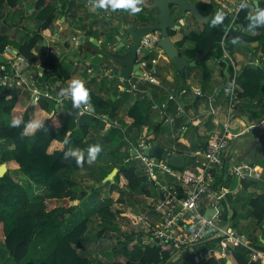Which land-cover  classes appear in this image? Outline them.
Returning <instances> with one entry per match:
<instances>
[{
    "label": "trees",
    "instance_id": "16d2710c",
    "mask_svg": "<svg viewBox=\"0 0 264 264\" xmlns=\"http://www.w3.org/2000/svg\"><path fill=\"white\" fill-rule=\"evenodd\" d=\"M65 1L32 0L33 17L39 21V28L31 31L26 30L18 37V42H14L11 40L13 33L9 34L5 30V26L10 24L16 13L19 15L22 13V0H0V64L5 63L2 50L6 44H9L12 51L16 55H20L26 63L34 64L38 59L34 48L37 46V42L42 39V30L50 22H53L55 9L58 7L60 12H65L68 11L71 4L77 2L70 0L65 3ZM189 1L195 3L200 14L205 15L212 10V15L205 21H197L192 15L198 25L196 27L184 26L181 35L173 41V45L178 49L179 54L192 60L194 65L200 69L201 79L205 78L208 73L206 61L209 58L216 59L221 67L224 66L225 61L227 62L226 58L222 56L219 42L221 38L224 39V46L229 52L234 46L241 50L248 47L251 52L257 53L259 60L264 61V17L261 16V13L264 12V0H256L255 4L252 0H247L241 3L236 10L233 6L229 11L215 0ZM87 2L96 3V0ZM150 3L151 1L146 0L141 7L146 8ZM69 9L71 20L75 16L78 18L81 16L76 15V9L72 7ZM86 10L84 9V11ZM7 17L9 18L7 19ZM178 18L180 16L176 17V23H178ZM83 31L86 35L90 34L89 28H85ZM174 33L175 29H168L170 36ZM254 42H256V46H248L249 43ZM43 61L50 66V73L45 74L43 78L56 77L62 78L64 81L69 79L63 67L60 66V62ZM262 66L259 63L252 65L245 63L237 71L235 83L237 84L236 95L239 102L241 99L254 98L260 93L262 81H264V67ZM226 67L228 72L229 64ZM4 68L10 69L9 64L5 63ZM5 86L8 85L0 86V162H4L6 167L5 172L0 174V242L11 260V264H118L113 260L106 262L100 257L92 260L95 254L91 255L88 244L91 237L97 238L102 232V229H98L93 235L89 233L92 230L91 212H94L93 214L103 225H111L116 213H123L121 209L111 208L107 203L99 205L94 210L91 206L86 210L83 209L82 217L74 221L62 234L56 235L55 243L46 259L22 261L27 246L37 231L46 228L51 230L59 228L64 213L71 212L76 207L78 200L85 194V186L80 184L81 173L84 170L92 173L94 144L91 143V140L82 141L86 125L81 124L80 115H85L89 121L101 119L98 129L95 131L97 133L99 129L103 128L105 119L102 114L106 113L107 117H112L115 107L112 103H115L117 99L110 100L88 88L90 100L87 103L89 108L85 110L86 114L77 108L73 110L71 116L65 111V115L70 117L74 113L79 115L76 121L78 134L75 135L72 133L70 125L61 118L59 111L52 110L55 100L42 97L38 101L32 102L29 97H25L24 91L13 89L9 93ZM7 93L8 95H6ZM170 98L174 100L173 97ZM196 101L197 97L192 104H195ZM175 116L181 118L179 112H176ZM16 117L22 118V123L19 127H10L11 121ZM34 119L39 121V126L34 131H30L25 125ZM141 121L142 115L135 103L132 102L120 116V123L112 124L113 126H110L103 136L110 139L114 136L113 129L120 128L121 125L126 134L129 129L134 134L131 136V141L134 142L131 147L136 146L139 140L145 142L155 140L157 125L151 128L146 127L142 133H138ZM69 137L72 138L74 146L79 150L78 153H74L66 146V140ZM125 141L124 155H121L123 146L120 143L113 142L115 145H110L108 148L107 152L111 158L110 166H115L116 170L111 179H105L103 182L109 186L110 192L112 187H116L120 191L128 189L152 195L153 200L152 203L150 202L148 210H153V203L159 193L143 170L141 161L137 157H130L131 147L127 145L130 142L128 137ZM78 159L81 160L79 164L77 163ZM256 163L261 165L264 171V164ZM184 166L197 167L191 163ZM9 169L19 170L23 173L27 177L25 185L20 184L16 178L11 176L7 172ZM35 172H41L42 175L34 176ZM96 174L100 175L93 174L92 179L99 182L104 173L96 171ZM231 177L232 175L226 170L224 171L222 166L213 175L211 187L214 191L220 187L230 189L236 182L240 186L239 193L227 192L223 198L219 199L220 216L224 220L229 217L230 225L243 232L255 245L262 246L264 244L251 231L255 228L264 229L262 226L264 223V185H261L260 191L255 195H242L241 191H244L248 185L255 184L256 180ZM174 182L173 177L169 183ZM33 184L37 185L40 191H34ZM91 185L92 183L88 186L91 188ZM91 189V193L96 195V187ZM238 206H246V217L251 219L249 223L238 224L233 220L239 214L236 208ZM130 234L125 235V241H121V251L125 256L123 264H180L187 256L185 250L173 247L167 242L146 241L148 232L142 229L132 232L133 238H130ZM212 239L216 240L217 237ZM206 241L207 239L200 240L195 247L203 246ZM226 259L229 260V264H262L251 260L247 255L246 248L241 245H228L224 256L210 255L196 264H227Z\"/></svg>",
    "mask_w": 264,
    "mask_h": 264
},
{
    "label": "crops",
    "instance_id": "0c3cea01",
    "mask_svg": "<svg viewBox=\"0 0 264 264\" xmlns=\"http://www.w3.org/2000/svg\"><path fill=\"white\" fill-rule=\"evenodd\" d=\"M215 1H222L225 4L229 5L231 8L236 5V3L239 2V0H215ZM87 2V1H86ZM72 5V4H71ZM71 5L69 7H71ZM69 7L68 11L62 12L58 19L61 22L58 24L59 27L47 25L45 30H42V38L46 35L47 39L52 43L47 44V48L51 47L52 51L48 53L46 50L47 48L43 49L41 55H38L37 62L44 65H49L47 62L43 60H47L50 63L53 62H60L63 60V54L68 51L66 47H62L64 42L68 40V44H70V35H76L78 33L84 34V32H78L75 31L77 27L71 26L70 24H67L66 17L69 13ZM85 7H88L87 11H92L93 13H96L98 11L95 10L94 6L90 3H85ZM66 9V8H65ZM56 11V9H55ZM76 12L80 13V7L76 8ZM53 23V22H52ZM50 26V27H49ZM9 30V29H7ZM6 30V31H7ZM90 34L84 36L86 37H93L96 40L99 41L102 37L103 29L98 30L95 32V27L93 24L89 27ZM9 34L12 32V30L7 31ZM78 32V33H76ZM174 34H178V37L181 35V30L176 29ZM173 34V35H174ZM172 35V36H173ZM177 36L173 38L172 41H174ZM66 38V39H65ZM65 39V40H64ZM63 44V45H62ZM72 45V44H70ZM77 52L75 55H68L70 58V65L67 66L66 63L64 64L63 69L69 76V79L63 80L62 78H51L49 77L47 79L48 81V92L50 94V98L55 100V106L52 110L59 111L61 118L70 125V129L72 130V133L77 135V119L78 113H74L72 117L71 113L76 108L81 110L82 113L86 114L85 110H82L81 104L79 106H73L72 100L70 95H64L61 94L62 89L68 88L70 82L73 79H82L85 82V86L91 90L95 85H99V82L101 84L102 89L98 86L97 90H93L94 92H97L103 97H107V95H110L109 92L114 88H120V80H114L110 81L108 85L105 84L106 81L111 80L113 75H108L107 73V67L106 63L102 60V58L96 57V55H92L93 60L89 64H87L84 67V70L79 68L77 65H73L75 61H77L81 55V48L79 44H73L72 45ZM248 46H256V42L249 43ZM35 51V50H34ZM36 52V51H35ZM40 54V52H37ZM230 53L232 54L234 58V62L236 64V67H238V70L240 69L241 65L245 63L252 64H260L264 67V61L259 60V57L257 53L251 52L250 49H238L235 46L233 49L230 50ZM157 62L153 63V67L155 69L154 71V81L149 82L146 80L139 81L136 85L135 91H125L127 92V95L124 98H120V95L117 94L116 96H111L110 99L116 98L117 101L115 103H112L114 107V111L112 112V117H107L106 113L102 114V117L105 119L103 122V128L99 129L97 133L95 132L98 129V126L100 124L101 119L98 120H92L89 121L88 118H85V115H80L82 118V123L86 125V132L82 136V141H89L91 140V143L94 144L93 151H94V158L93 160V167L91 168V174L89 171L84 170L82 174V185L85 186V194L83 195V198L87 196L92 191V187L101 186L103 181V177L105 174L115 166H110V155L107 152L108 148L110 147V144H112L113 137H110V139L105 138L103 135L106 133V130H109L110 126H113L112 123L119 122L120 116L123 114V112L128 108L130 103H135L137 108L140 111V114L142 115V121L140 126L138 127L139 132L142 133V130H144L146 127H153L157 125V131H156V137L155 141L161 145L163 148L177 151L184 156H190L197 163H200L202 161V157L197 152V150L201 147H204V145L210 140L212 133L215 130H219L220 128V122L225 118V96L221 91L222 84L224 80L226 79L224 73H222L223 67L217 62L214 58H209L206 61V68L208 70V73L206 74L205 78H202V75L199 74L196 69L193 68V64H187L184 66V78L185 81L188 84V87L184 88L182 86V82L180 79V75L178 70L176 69L175 65L171 63L169 60H167L163 55H158ZM81 58V57H80ZM94 58H96L95 61ZM105 64V65H102ZM105 66V67H104ZM191 66V67H190ZM109 67V66H108ZM145 67L148 69L152 67L150 63L146 64ZM50 68V66H49ZM87 68H89V71H87ZM222 71V72H221ZM112 82H115L114 84H111ZM118 82V83H116ZM237 85V84H236ZM5 89H8L7 92H11L13 89L15 91H24L25 97H29L28 91L25 88V86L21 84H14L13 86H5ZM177 87H181L178 90L177 98H174L173 90ZM106 88V89H105ZM95 89V88H94ZM109 91V92H108ZM124 91V90H123ZM107 92V93H106ZM172 93V94H171ZM8 95V93L6 94ZM147 98L150 100L149 107L150 109L148 111H141L140 107L142 105V98ZM170 97H173L174 100H171ZM197 97V101L195 104H192L193 100ZM108 98V97H107ZM57 100H60V103L57 104ZM181 102V106H179V103ZM235 108L232 110V115L230 118V125L228 127L229 134L231 135L228 139V143L225 147V153H224V159L225 155L228 153L227 157V167H230V165L234 164L236 160L242 155L240 148L242 145H246L249 143V141L253 138H257L259 135L264 133V81H262L261 91L260 93L251 99H241L240 102L237 101V103L234 106ZM65 111L69 113L70 116L65 115ZM84 111V112H83ZM237 111V112H236ZM179 112V115L181 118H176L175 113ZM246 117L247 121L257 126L255 131L251 133V135H243L246 131V126L244 123V119L242 116ZM74 123V124H73ZM120 123V122H119ZM123 126V125H122ZM115 128V127H114ZM189 128V130H187ZM111 129V128H110ZM76 132V133H75ZM131 129L128 130V134L126 136L128 137L127 145L131 147L134 142L131 140V136H133ZM239 135L244 136L242 139V142H240L241 147H237L235 149V142L240 138ZM183 137L184 145L180 144L176 141V137ZM176 138V139H175ZM127 139V138H125ZM182 141V142H183ZM66 146L69 149H72L74 153H78L79 150L74 146L72 138H67L66 140ZM229 147V148H228ZM230 151H234L232 154ZM232 155V157L230 156ZM257 151L254 154L253 158H243L246 160H252L257 166L261 167L256 162L258 159H256ZM2 163V162H0ZM4 163V162H3ZM116 168V167H115ZM6 167L4 168L3 172H5ZM96 171L98 173L103 172L104 175L102 176L101 180L99 182L93 181L92 175H100L96 174ZM2 172V173H3ZM7 172L11 175L13 173H16L18 177L21 178V181H18L20 184H22V177L23 173H21L19 170L9 169ZM20 172L22 176H19L20 174L17 173ZM1 173V174H2ZM13 176V175H11ZM25 176V175H24ZM159 180L165 181V182H171V179H173L172 176L165 172H160L158 174ZM14 177V176H13ZM233 177V176H232ZM15 178V177H14ZM84 178V179H83ZM247 179H254L255 184L248 185L245 188V192H249L250 195H255L260 191V186L264 185V175L263 173H260L257 178L252 177H245ZM111 179V178H110ZM231 179V178H230ZM26 181H24L25 183ZM235 182V180H234ZM90 183H92L91 188L88 186ZM32 188L34 191H40L37 185H32ZM259 188V190H256ZM98 190V188L96 187ZM231 193H236L240 191L239 184L236 183L233 184V187L231 188ZM254 193H251L252 190ZM242 195L246 194L241 191ZM206 202L203 203L205 205ZM87 206V208H86ZM84 207V208H83ZM90 206H88L86 199L82 200V197L78 200L77 205L75 208L80 209L81 213L83 209H88ZM239 207V206H238ZM236 207V208H238ZM243 207V206H242ZM206 208V207H205ZM204 208V209H205ZM241 208V206H240ZM203 209V210H204ZM237 211H239L237 209ZM64 219V218H63ZM264 228V223L262 224ZM253 235L257 237V239L264 244V229H261L258 231L253 232ZM8 260L4 262V264H8Z\"/></svg>",
    "mask_w": 264,
    "mask_h": 264
},
{
    "label": "built area",
    "instance_id": "2783aa9c",
    "mask_svg": "<svg viewBox=\"0 0 264 264\" xmlns=\"http://www.w3.org/2000/svg\"><path fill=\"white\" fill-rule=\"evenodd\" d=\"M245 1L247 0H239L234 6L235 10ZM217 2L228 11L231 10V7L224 2ZM69 37L70 44H78L77 35L73 34ZM154 40L155 33L152 32L141 37L140 43L135 49L139 54L137 60L142 67L147 63H150L152 67L144 70L141 76H130L128 78L129 84L124 88V91H135L139 81H154L155 69L153 63L155 58L151 57L147 62L142 55L140 56V54L153 50H157V55H161L159 48L153 44ZM219 42L222 56L226 58L227 64H229L228 83L220 88L225 96V118L220 122L219 130H215L204 147L197 150L202 157L200 163L195 161L197 167L184 166L185 164L179 167L172 166L161 157L143 154L141 147L144 144L150 145L148 141L139 140L136 146L130 148V150L135 151L133 154L130 153V157H137L141 161L143 170L148 178L152 180L154 188L159 193L153 203V209L159 211L160 217L147 230L148 237L146 241L167 242L173 247L185 250L187 256L180 264H196L210 255L224 256L228 245L245 247L251 260L264 264V245H255L243 232L229 224V217L224 220L220 216L218 201L224 197L225 193H231L232 189L220 187V189L214 191L211 187L215 171L219 167H223L224 164L225 147L231 136L228 127L232 110L238 101L236 95L237 85L235 83L238 67H236L234 58L224 46V39L221 38ZM46 51L50 53L52 48L48 47ZM2 54L5 58L4 62L9 64L10 69L6 70L4 68L5 63L0 64V86L21 84L27 89L32 102L38 101L42 97L50 98L48 81L43 78L45 74L50 73L49 66L40 64L37 61L34 64L26 63L20 55H16L12 51L9 44L4 45ZM28 66L30 72L26 73ZM87 71H89V68H87ZM29 75L31 78L28 80L25 76ZM59 103L60 100H57V104ZM81 108L82 110H88L89 106L81 103ZM112 124L117 125L116 123ZM260 168L251 160L246 159H238L230 167H227L226 164V172L236 179L242 177L257 178L261 173ZM160 172H165L174 177L175 182L169 183L159 180L158 174ZM236 184L238 185L237 182ZM204 202H206L205 205H203ZM204 208H214V211L207 215L204 213ZM216 237V240L212 239ZM202 239H207L206 243L201 247H195Z\"/></svg>",
    "mask_w": 264,
    "mask_h": 264
},
{
    "label": "rangeland",
    "instance_id": "374dc122",
    "mask_svg": "<svg viewBox=\"0 0 264 264\" xmlns=\"http://www.w3.org/2000/svg\"><path fill=\"white\" fill-rule=\"evenodd\" d=\"M69 1L70 0H66L65 3ZM75 1H77L76 2L77 4L74 2L71 5V7L74 9L77 8V10L80 7V13L76 11L75 13L76 15H81V16L79 18L75 16L74 19L72 18L71 20L70 13H68V17H66L67 24H70L71 26L75 24L76 27H79L78 29L75 30L78 32H84L83 29L89 28L90 25L93 24V26L95 27V32H97L100 29H103L105 36L108 37L109 40L112 39L110 36V30L112 32V27L119 28L118 25H120L119 23L120 21L127 22L130 20H133L135 23H140L146 20V22L148 21V23H150L155 20L156 11H157L155 7L148 9V5H149L148 4L146 8H142V11L135 15H132L130 14V12L121 10V9H118L116 11H112L111 9H109L108 11H105L104 9L94 8L95 10L96 9L98 10L96 11L97 12L96 14V13H92L91 11H87V10L84 11V9H88V7H85V3L86 4L90 3L95 7V4H96L95 2L94 3L86 2L89 0H75ZM150 1L152 0H148V2ZM144 2H146V0H144ZM31 3H32V0H22V6H23L24 12L22 11L20 15L16 13L13 16V19H11L10 24L8 26H5V30L7 29H9L7 31L12 30L11 33H13L14 36L11 34L13 38L11 40L14 42H18V37L24 34L26 30L31 31V30L39 28L38 27L39 21L33 17L34 9L32 8ZM170 8H171L170 15L175 21L177 20L176 17L179 16V9L174 4L171 5ZM61 13L62 12H60L59 8L57 7L55 17L53 19V23L50 22L49 25L59 27L58 24H60L61 22L59 21L58 17ZM8 18L9 17H7V19ZM183 18H184L183 20L178 18V22L180 26L177 29L181 30V32L183 31L184 26L196 27L198 25V23L194 21V17L192 16L190 12H185L183 15ZM152 33L156 34V31H152ZM176 36L178 37V34H174L173 36L171 35L170 36L171 40H173V38H175ZM50 43H52V41L50 42L47 39V36L45 35L40 41L37 42V46L34 48V50L36 51V53L40 52V54L38 53L37 54L41 55L43 49L47 48L48 46L47 44H50ZM65 44L62 47H66L68 51L63 54V60L60 61L59 63L60 66L62 67H64L65 63L67 66H69L70 58L68 57V55L69 54L75 55V53L77 52L74 48H72V45L66 42ZM103 45L105 46V44ZM113 53L116 54L115 52ZM93 57L94 56H92L91 53H89L86 50L85 55L81 58L79 57V59L75 61L73 65H77L79 68L84 70V67L90 62H92ZM96 57L102 58L104 63H106V65L110 67L114 68L116 65L113 59H107L103 55L101 56L96 55ZM94 60L98 61L96 60V58H94ZM102 65H105V64H102ZM193 68L196 69V71H198L199 74H201L200 69L197 66H193ZM29 72H30V69L29 67H27L26 73H29ZM25 78L29 80L31 76L30 75L25 76ZM117 79L119 80V77L114 75L111 78V80L106 81L105 84L108 85L110 81H114ZM114 83L115 82H112L111 84H114ZM98 86L101 88V91L102 89H104L103 87H101L100 82H99V85H95L92 89L96 91ZM119 87H120V84H119ZM111 89L113 90H111L110 92L108 91L111 96H114V95L116 96L117 94H119L120 98H124L127 95V92L123 90L120 91V88L111 87ZM110 95H107L109 99H110ZM141 101H142V105L140 107V110L143 112L148 111L150 109L149 107L150 100L145 97V98H142ZM187 130H189V128ZM113 131H114L113 141L115 144L120 143V145L123 146L121 148V155H124L126 151L125 150V147H126L125 138H127L126 133L124 132L123 127H121V125H120V128H115L113 129ZM239 136L240 138L236 140V142L234 143L235 149L237 147H241L240 142H242V139L244 136L242 135H239ZM183 137L184 136L182 137L178 136L176 137L177 139L175 138L176 141L179 143L178 144L179 146L180 144L184 143ZM114 143L110 145L114 146L115 145ZM247 146H248V143L246 145L245 144L242 145V147L240 148L241 152H243ZM233 152L234 151H230L231 154ZM230 156L232 157V155ZM256 156H257L256 159H258V161L264 164V155L260 153L259 151H257ZM245 158H248V157H245ZM260 172L264 173V171L261 168H260ZM17 173L20 174L19 176H22L20 172H17ZM35 173H34V176L42 175L41 172H35ZM11 175H13L18 181H21V178L18 177L16 173H13ZM26 178L27 177L23 175L22 184L24 185H25L24 181H26ZM96 187L98 188V190L96 189L97 191L96 195H93L91 192H88L89 194L85 196L84 198L82 197V200L86 199L87 204L91 206L93 210L99 205L107 203L110 205L111 208L121 209L123 213L121 214L116 213V215L111 221L112 223L111 225H103L102 222L98 220V217H96L95 214H93L94 212H91L92 210L90 211L91 219H92V222H91L92 230H90L89 233L93 235L98 229H102L101 234L97 238L93 236L88 240V244L90 245L89 247L91 249V255L95 254L93 255L92 260H95L96 257H100L102 259H105L106 262L113 260V261L118 262V264H123L125 256L122 254V251H121V247H122L121 241H125L126 239L125 235L127 234L129 235L131 233L130 238H133L132 232H135L138 229H142L143 231L149 230L152 223L157 222L158 218L160 217V213L159 211H155L154 209L148 210V206L150 202L152 203V200H153L152 195H145L144 192L142 191L135 192L131 190L132 191L131 192L130 190L128 189L126 190L124 188H123L124 189L123 191H120L116 187H112V190L110 192L109 186L105 185V183H102V187L99 185ZM260 189H261V186H260ZM256 190H259V188H257ZM251 191H252L251 193H254L253 189ZM236 193H239V192H236ZM243 193L248 194L250 192L248 190V192L243 191ZM237 209L239 210L238 212L239 214L236 217H234L233 220H235L238 224L249 223L251 219L249 217H246L247 216L246 206L245 207L243 206L241 208L239 206ZM79 212H80V209L75 208V207L71 212H65L64 219L61 222L59 228H57L56 230H51L48 228L38 230L35 236L29 242L25 255L22 258V261H25V260L36 261L40 259H46L55 243L56 235L62 234V232H64V230H66L74 221L82 217L84 214V211H82L81 213ZM249 231H251V229H249ZM255 231H258V228L253 229L251 232H255ZM127 243H129V240H127ZM111 248H114V250H111ZM6 260L10 261L8 262V264H11V260L4 246L0 242V264H3V262H5Z\"/></svg>",
    "mask_w": 264,
    "mask_h": 264
},
{
    "label": "water",
    "instance_id": "95a60500",
    "mask_svg": "<svg viewBox=\"0 0 264 264\" xmlns=\"http://www.w3.org/2000/svg\"><path fill=\"white\" fill-rule=\"evenodd\" d=\"M255 4L256 0H252ZM177 6L179 9L180 19L183 20V15L185 12H190L197 21L207 20L212 15V10L208 11L205 15H202L198 12L195 3L189 0H152L148 5V9L155 7L157 9L155 20L150 24L145 25H126L122 27L123 32L120 34L117 29L112 28L113 39L115 42L111 43L110 46L101 44L98 40L93 37H86L83 34L77 35V42L81 48V55L83 57L86 53V50L91 53V55L105 56L107 59H113L115 61V67H107V73L110 75H116L120 80V91L124 90L128 86V78L132 75H143L144 68L139 64L136 57V47L139 45L141 37L144 34L151 33L156 31L155 44L159 48V52L167 60L173 63L176 69L179 72L180 79L182 82L181 87H188L187 82L184 78V66L187 64H193L192 60H188L184 55L179 54L178 49L173 45V41L168 34V29H177L179 28V22L175 23L172 16L169 14L171 5ZM214 5L212 6V9ZM126 37H128V45H125ZM115 52L116 54H114ZM227 62H224L223 73L226 77L222 85H227L228 83V72H227ZM105 67V66H104ZM181 87H177L173 90L174 98H177L178 90ZM171 93V94H172ZM181 106V102H178ZM237 112V111H236ZM244 119L246 126V131L243 135H251L257 128V126L250 124L246 117L240 115ZM264 123V120H263ZM229 148V147H228ZM256 151H259L264 155V133L259 135L257 138H253L249 141L248 146L241 153L242 155L238 159H243L245 157L253 158ZM131 154L135 151L130 150ZM141 152L143 154L153 155L156 157H161L168 164L172 166H182L184 164H195V160L190 156H184L183 154L163 148L155 140L150 142V145H142ZM228 153L225 155L223 169L226 170ZM5 164L0 163V174L3 172ZM116 168L112 167L103 177V179H110L114 174ZM214 211V208H207L204 210L205 214H211ZM226 263L229 264V260L226 259Z\"/></svg>",
    "mask_w": 264,
    "mask_h": 264
},
{
    "label": "clouds",
    "instance_id": "9594fccd",
    "mask_svg": "<svg viewBox=\"0 0 264 264\" xmlns=\"http://www.w3.org/2000/svg\"><path fill=\"white\" fill-rule=\"evenodd\" d=\"M144 0H96L95 8L104 9L108 11H116L118 9L130 12V14L135 15L142 11V5ZM264 17V12L261 13ZM219 19V17H217ZM61 94L70 95L73 106H79L81 103L87 104L90 100V94L88 88L85 86V82L82 79H73L68 88L62 89ZM22 123V118L16 117L11 121L10 127H19ZM39 126L38 120H32L26 123L25 127L34 131ZM25 135V133H22ZM81 162L78 159L77 163Z\"/></svg>",
    "mask_w": 264,
    "mask_h": 264
},
{
    "label": "flooded vegetation",
    "instance_id": "af4514ba",
    "mask_svg": "<svg viewBox=\"0 0 264 264\" xmlns=\"http://www.w3.org/2000/svg\"><path fill=\"white\" fill-rule=\"evenodd\" d=\"M151 9V8H150ZM157 12V11H156ZM175 22V21H174ZM120 23V25H118L119 26V28H116V27H112V28H115V29H117V31L121 34L122 32H123V30H122V27H124V26H126V25H131V24H133V25H145V24H150V23H152V22H150V23H148V21L146 22V20L145 21H143V22H140V23H135L133 20H130V21H127V22H123V21H120L119 22ZM112 35H113V32H111V30H110V36H111V40H109V38L108 37H106L105 36V34H104V32H102V37H101V39H99V42L101 43V44H105V45H108V46H110L111 45V43L113 42H115V40L113 39V37H112ZM128 37H126V40H125V45H128ZM136 51V50H135ZM143 56L144 57V59H146L147 60V62H149V59L152 57V58H155V60H154V62L156 63L157 62V59H158V55H157V50H153V51H150V52H148V53H145V54H140V56ZM139 56V54L136 52V57H138ZM143 68H144V70H146L147 68L145 67V66H143ZM109 76H110V74H108Z\"/></svg>",
    "mask_w": 264,
    "mask_h": 264
}]
</instances>
